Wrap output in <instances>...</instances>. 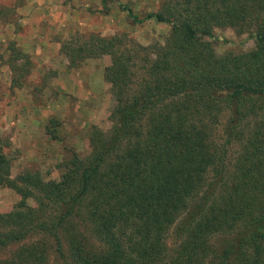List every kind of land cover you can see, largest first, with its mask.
<instances>
[{"label":"trees","instance_id":"16d2710c","mask_svg":"<svg viewBox=\"0 0 264 264\" xmlns=\"http://www.w3.org/2000/svg\"><path fill=\"white\" fill-rule=\"evenodd\" d=\"M119 6L134 23L169 25L171 36L144 59L151 60L148 77L135 94L129 59L113 41L99 40L97 54L112 55L109 78L123 117L113 136L95 144L79 187L54 202L70 206L104 250L94 252L65 220L71 214L34 226L25 213L0 234V248L22 245L0 264H48L46 241L26 244L35 230L52 237L73 264H264V32L247 37L256 44L251 54L221 55L194 45L199 35L244 45L219 40L215 30L227 24L243 34L259 27L264 0H164L143 17ZM230 108L238 124L252 128L219 143L215 131ZM234 144L242 148L231 160ZM188 210L170 247L171 230ZM227 235L234 237L218 251L213 238Z\"/></svg>","mask_w":264,"mask_h":264},{"label":"rangeland","instance_id":"374dc122","mask_svg":"<svg viewBox=\"0 0 264 264\" xmlns=\"http://www.w3.org/2000/svg\"><path fill=\"white\" fill-rule=\"evenodd\" d=\"M119 1L143 17L158 11L164 0H0V234L15 227V218L25 213H31L34 226H50L71 214L65 220L78 226L94 252L104 250L70 206L54 202V196L79 187L77 180L95 144L113 136L123 117L109 78L112 55L97 54L99 40L113 41L116 50L125 53L135 94L148 77L151 60L144 59L167 46L171 36L165 23L131 21ZM239 31L227 24L215 30L219 40L245 41L235 48L215 43L208 35L197 36L194 45L221 55L251 54L256 44L247 37L264 32V21L243 34ZM235 111L230 108L222 114L215 131L219 143L230 132L248 134L252 128L238 124ZM241 148L230 147L231 160ZM189 210L171 230L170 247L175 246V231L188 219ZM233 237H214L212 243L221 251ZM42 241L47 242L48 264H73L56 250L48 234L35 230L26 244ZM20 246L0 248V262L15 255ZM206 264L214 263L210 259Z\"/></svg>","mask_w":264,"mask_h":264}]
</instances>
